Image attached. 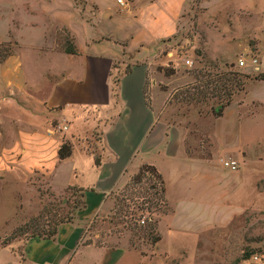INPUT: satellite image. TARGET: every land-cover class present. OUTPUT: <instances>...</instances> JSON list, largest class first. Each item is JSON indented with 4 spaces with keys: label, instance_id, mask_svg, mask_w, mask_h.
Instances as JSON below:
<instances>
[{
    "label": "crops",
    "instance_id": "1",
    "mask_svg": "<svg viewBox=\"0 0 264 264\" xmlns=\"http://www.w3.org/2000/svg\"><path fill=\"white\" fill-rule=\"evenodd\" d=\"M83 1L79 10L69 0H2L11 14L5 38L19 43L0 63V107L11 136L18 130L9 151L39 161L35 170L53 190H80L84 203L53 239L31 238L21 255L1 249L2 264H84L87 258L119 264L139 255L83 246L82 240L143 165L154 167L165 184L170 213L158 231L163 223L169 233L186 231L175 222L178 212L217 205L199 203L194 189L217 180L219 166L189 157L186 129L169 119L170 99L187 77L169 59L173 52L163 53L188 0H127L124 7L116 0ZM16 6L23 17L18 24ZM59 27L69 33L75 54L60 46ZM63 143L71 155L60 161Z\"/></svg>",
    "mask_w": 264,
    "mask_h": 264
},
{
    "label": "rangeland",
    "instance_id": "2",
    "mask_svg": "<svg viewBox=\"0 0 264 264\" xmlns=\"http://www.w3.org/2000/svg\"><path fill=\"white\" fill-rule=\"evenodd\" d=\"M69 1L76 9L85 7L83 0ZM18 7L13 18L17 24L23 19ZM10 15L0 0V63L19 47L15 39L5 38ZM58 31L60 46L70 44L67 30ZM167 52H173L169 59L180 63L181 75L187 77L170 99V122L186 129L189 157L219 166L217 180L197 184L194 196L201 204L217 205L178 212L175 222L188 230L169 233L163 223L160 231L157 228L161 243L151 245L148 222H159L170 212L165 207L150 209L146 198L130 196L138 186H125L111 197L110 212L86 227L82 245L139 254L119 264H264V82L254 79L264 74V0H188L178 32L163 55ZM186 60L191 65H185ZM240 60L245 67H239ZM231 72L250 79L221 117L213 115L216 99L199 104L185 100L194 93L192 86L206 79L203 76ZM6 117L0 107V250L21 255L29 239L43 238L57 224L72 222L82 209L83 194L77 189L53 190L35 170L39 161L9 151L18 130L11 136ZM227 160L238 163L236 172L223 167ZM142 186L148 183L144 180ZM85 261L94 264L91 258Z\"/></svg>",
    "mask_w": 264,
    "mask_h": 264
},
{
    "label": "trees",
    "instance_id": "3",
    "mask_svg": "<svg viewBox=\"0 0 264 264\" xmlns=\"http://www.w3.org/2000/svg\"><path fill=\"white\" fill-rule=\"evenodd\" d=\"M64 51L67 54H75V49L72 44L64 46ZM167 76L172 74V71H164ZM201 77V76H200ZM204 81H201L199 85H193L194 93L186 96L189 103H207L210 99H216L218 101L217 110L214 109L213 115L218 118L222 116L224 110L231 105L233 98L236 94L241 93L245 90L246 82L250 79L249 76L243 75L241 73H221V74H207L203 76ZM214 77V78H213ZM257 81L264 82V74L257 75L254 77ZM58 159L60 161L65 160L71 155V146L67 143H63L58 150ZM97 164V160H96ZM144 180L148 183V186L143 187L142 184ZM139 187V190L133 192L134 194L130 196H139L146 198V203L149 204L150 209H156L157 211L161 207H165L166 211H169L166 204V189L162 176L157 172V170L148 165H143L140 167L138 172L133 175L126 185V189L131 187ZM73 188H70L71 190ZM124 202L125 200H121ZM84 207V203L82 207ZM123 210V209H122ZM62 224V223H60ZM60 224L49 232L48 234L42 236L43 239H53L57 234V229ZM124 224H127L124 222ZM158 221L152 220L148 222L147 227V237L151 245H157L161 241V236L157 232ZM141 230V229H139Z\"/></svg>",
    "mask_w": 264,
    "mask_h": 264
},
{
    "label": "built area",
    "instance_id": "4",
    "mask_svg": "<svg viewBox=\"0 0 264 264\" xmlns=\"http://www.w3.org/2000/svg\"><path fill=\"white\" fill-rule=\"evenodd\" d=\"M127 0H116L117 4L124 7L127 5L126 3ZM253 64H257V61L254 60L253 61ZM185 65L189 66L191 65V62L189 60H186L185 61ZM239 67H245V62L243 60H240L239 61ZM222 165L225 169L231 171V172H236L238 170V163L234 160H227V161H223L222 162ZM140 223L143 225L145 224V221L144 219L140 221ZM255 260H257V258L255 257Z\"/></svg>",
    "mask_w": 264,
    "mask_h": 264
}]
</instances>
